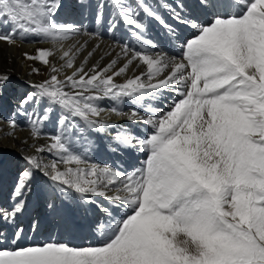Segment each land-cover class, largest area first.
Returning <instances> with one entry per match:
<instances>
[{
    "label": "snow or ice",
    "instance_id": "snow-or-ice-1",
    "mask_svg": "<svg viewBox=\"0 0 264 264\" xmlns=\"http://www.w3.org/2000/svg\"><path fill=\"white\" fill-rule=\"evenodd\" d=\"M63 7L62 0H0V26L9 27L0 41L13 45L18 36H31L54 45L25 53L49 74L27 85L16 112L28 117L33 140L45 135L46 122L57 125L47 144L21 156L15 202L0 208V220L23 212L39 173L54 199L95 205L108 223L98 225L102 242L86 246L20 245L18 227L10 244L0 243V264H264V0H199L202 15L186 12L183 0L164 3L174 23L148 0H97L94 6L80 0L97 23L107 11L111 31L123 24L148 45L137 51L125 44L117 54L122 66L113 59L87 67L96 49L77 64L87 44L63 45L86 29L58 22ZM144 17L180 41L178 56L155 51L144 39ZM181 25L191 32L182 35ZM57 53L59 64L49 59ZM130 66L138 74L127 76ZM8 79L0 75V88ZM168 91L175 99L167 109L153 106ZM104 100L114 106L105 109ZM125 100L140 110L116 107ZM106 112L151 129L141 136L121 128L108 146L143 153L138 167L125 170L88 155L92 132L116 128L101 118ZM8 125L15 129L17 121Z\"/></svg>",
    "mask_w": 264,
    "mask_h": 264
},
{
    "label": "bare ground",
    "instance_id": "bare-ground-1",
    "mask_svg": "<svg viewBox=\"0 0 264 264\" xmlns=\"http://www.w3.org/2000/svg\"><path fill=\"white\" fill-rule=\"evenodd\" d=\"M62 2L64 7L57 13L55 19L58 22H75L82 25V29H86V31L82 30L79 35L64 42L63 45L64 48H67L70 44L77 42L87 44L84 52L77 59V64L82 62L87 52L96 49L94 55L89 59L87 67H91L97 62L104 66L113 59H117L118 66H122L124 58L122 55L118 58L117 54L121 52V48L125 44L137 51L148 47V45L137 41L132 34H126L127 30L133 31L128 26L121 24L115 31H111L109 29L111 16L107 14V11L105 19L97 23L91 9L80 8V0H62ZM88 2L94 6L97 0H88ZM148 2L153 7L161 5L159 8L161 15L170 23H174L162 5L164 3L174 5L176 0H148ZM183 3L186 6V12L202 15L201 10L197 7L199 0H183ZM145 24L147 27L144 39L156 45L155 51L177 54L180 41L171 39L166 30L154 20L148 18ZM0 31L7 32L9 27L0 26ZM179 31L182 35H188L191 29L181 25ZM97 45H99L98 48ZM53 47L52 42H36V39L31 36L27 39L18 36L13 45L0 41V75H7L9 78L7 83L0 88V208L2 209H10L15 202L11 194L18 173L24 166L21 156L31 154L34 144H47L49 142L47 134H54L57 131V125L54 121L46 122L43 125L45 135L33 140L31 136L32 127L28 117L16 112L19 100L29 91L27 85L31 82H39L49 74L47 66L40 61L27 59L25 53L34 56L38 48ZM58 56L59 53L49 59L51 62L59 64L61 61H59ZM142 67L143 65H141ZM33 68H39L40 74H34ZM67 71L70 73L71 70ZM138 72L139 69L130 66L127 76L130 77L133 74H138ZM124 79L125 77H119L117 82H123ZM173 99H175V93L168 91L163 94L160 100L152 103L153 106L166 110ZM100 105L105 109L114 106L110 100L101 101ZM116 107L125 112L130 111L133 107L140 110L139 106L133 105L127 100L116 105ZM142 114H144L143 111ZM10 118L17 121L15 129L8 125ZM101 118L116 125V128L110 129L109 133L92 132L89 136L90 145H86V147H91V151L88 153L91 159L97 163L114 164L125 170L138 167L144 159L143 153L132 149L112 152L108 146L113 143L112 136L121 128L142 136L148 126L142 122L133 123L126 118L107 112ZM101 142L104 145L101 146ZM77 147L80 145L78 144ZM53 199V193L48 188L47 181L37 173L31 193L25 197L26 203L23 212L18 214L14 221L0 220V243L10 244L15 239L14 233L18 227L23 229V235L17 241L20 245L58 241L68 242L75 246H86L94 242L92 240L94 238L98 240V243L102 242L104 236L98 225L99 223L107 225L108 221L95 205L82 207L68 197L57 196L54 199L55 208L53 209L48 207ZM101 202L107 203L106 201ZM33 225L36 226L35 230H33Z\"/></svg>",
    "mask_w": 264,
    "mask_h": 264
},
{
    "label": "rangeland",
    "instance_id": "rangeland-1",
    "mask_svg": "<svg viewBox=\"0 0 264 264\" xmlns=\"http://www.w3.org/2000/svg\"><path fill=\"white\" fill-rule=\"evenodd\" d=\"M237 10H238V9H237ZM237 10H236V11H237ZM146 20H147V17H144V21H146ZM178 52L180 53V48L178 49L177 54H176V53H173V54L170 53L169 55H179ZM149 131H151V129L148 128V129L145 131V134H146L147 132H149ZM143 134H144V131H143ZM102 145H104L103 142H101V146H102ZM144 158H145V157H144ZM92 240H93L95 243H96V242L98 243V240H97V239L94 238V239H92ZM94 242H92L91 244H95Z\"/></svg>",
    "mask_w": 264,
    "mask_h": 264
}]
</instances>
